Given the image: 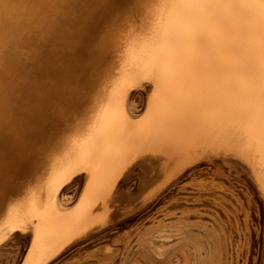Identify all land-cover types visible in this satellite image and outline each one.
Returning a JSON list of instances; mask_svg holds the SVG:
<instances>
[{
	"label": "rangeland",
	"instance_id": "obj_1",
	"mask_svg": "<svg viewBox=\"0 0 264 264\" xmlns=\"http://www.w3.org/2000/svg\"><path fill=\"white\" fill-rule=\"evenodd\" d=\"M241 1L0 0V264L72 223L35 264H264V26Z\"/></svg>",
	"mask_w": 264,
	"mask_h": 264
},
{
	"label": "bare ground",
	"instance_id": "obj_2",
	"mask_svg": "<svg viewBox=\"0 0 264 264\" xmlns=\"http://www.w3.org/2000/svg\"><path fill=\"white\" fill-rule=\"evenodd\" d=\"M261 3V4H260ZM246 3L244 2V0H242L241 1V4L239 5V11H240V13L244 16V18H245V20L246 21H253V24H249L248 23V30H247V36L248 35H252V34H254V32H255V29L257 28V27H263L264 26V3H262L261 1H254V3L252 4V5H250V9H252V8H255L256 6L257 7H259L260 9H259V15L260 16H258V19H257V22L256 23H254L255 22V17L253 18V16L251 15V13L250 12H252V11H250V9H249V11H247V12H245V10H246ZM179 6H182V5H179ZM253 10V9H252ZM194 13V12H193ZM223 13H224V15L225 14H227L226 13V11H223ZM193 15V14H192ZM226 17V16H225ZM251 21V22H252ZM216 22H217V24H220L219 22H218V20H216ZM247 23V22H246ZM237 29H238V23H237V19H235V18H233L232 19V22H231V24H230V31H231V33L232 34H234V35H236L237 34ZM210 30H212V29H210ZM208 33V32H207ZM217 44L216 45H218V47H219V43H222V42H220V40H218V42H216ZM215 43H213V45H214ZM229 50V52L231 53V52H233V49H228ZM220 61V60H219ZM220 64H222V59H221V61H220ZM134 148H136V147H134ZM141 148V147H140ZM117 155V154H116ZM119 157V156H118ZM122 162V159H119V161H118V163L117 164H115V165H109L108 167H106V169H105V171L103 172V173H105V177H106V180H107V182L108 183H111L112 181H113V178H114V175L116 174V173H118L119 172V168H120V163ZM179 165H175V164H173V165H171L170 167H168L167 169H165V171H162V172H164L163 173V175L161 176V177H159V180L157 179V181H156V183L153 181V183H155L152 187H151V189H149L150 191L148 192L149 193V195L150 196H155V194L156 193H158V191L159 190H161L169 181H170V179H171V177H172V175L176 172V170L179 168L178 167ZM160 175V174H159ZM92 180V179H91ZM88 181L87 183H86V187H85V195H87L88 196V194H89V192H90V188H91V182L92 181ZM147 195V194H146ZM159 195V194H158ZM145 196V195H144ZM148 196V195H147ZM110 198V197H109ZM113 198V197H112ZM151 198V197H150ZM153 198V197H152ZM151 198V199H152ZM144 199V198H143ZM149 199V198H148ZM151 201V200H150ZM107 203V201H105L103 204L104 205H107L106 204ZM102 204V205H103ZM104 205L103 206H99V208L97 209H95V210H89V211H87V210H84V214L83 215H90V214H94V216L95 217H97V216H99L100 217V215H101V218L103 217L102 215H104V213L106 214H108L109 212H107L108 210L110 211L111 210V208L110 209H108V210H106L105 208L107 207V206H105L104 207ZM61 206V205H60ZM59 208H64V207H59ZM109 208V207H108ZM61 209V210H62ZM64 210V209H63ZM106 211V212H105ZM93 216V217H94ZM109 216V215H108ZM108 216H106L105 215V217L107 218ZM110 216H111V213H110ZM109 216V217H110ZM105 217H103V219L105 218ZM98 218V217H97ZM94 219V218H93ZM96 219V218H95ZM100 219V218H99ZM102 219V220H103ZM91 220V219H90ZM89 220V221H90ZM107 220V219H106ZM92 221V220H91ZM98 221H100V220H98ZM84 223V222H83ZM81 223H72L71 225H69L68 227H66V228H64V229H62V230H60L59 232L56 230L55 232H52L50 235H49V237L47 236V237H45V242H44V245L42 246L41 245V243H42V241H41V243L39 244L38 243V238H35V241L33 242V249L30 251V253L28 254V256H27V259H26V261H25V263L24 264H35L36 262H37V260L43 255H45V253L47 252V248L48 247H50V246H52V245H54V244H56V242H58L59 240H62V239H64L66 236H68L71 232H73L72 230H74V229H77V228H79V227H81V225H80ZM99 224H102V222H100ZM80 225V226H79ZM98 225V224H97ZM79 226V227H78ZM91 227V226H90ZM40 237L42 238V236L40 235ZM56 241V242H55ZM45 247V248H44Z\"/></svg>",
	"mask_w": 264,
	"mask_h": 264
},
{
	"label": "snow or ice",
	"instance_id": "obj_3",
	"mask_svg": "<svg viewBox=\"0 0 264 264\" xmlns=\"http://www.w3.org/2000/svg\"><path fill=\"white\" fill-rule=\"evenodd\" d=\"M155 161L150 157H146L143 160L138 161L132 168L129 169L127 179V186L118 187L115 196L123 201H129L135 198L136 189L139 184L146 181L149 172V166L154 164ZM13 239H16L14 237Z\"/></svg>",
	"mask_w": 264,
	"mask_h": 264
}]
</instances>
